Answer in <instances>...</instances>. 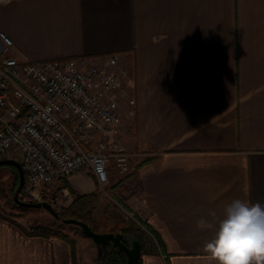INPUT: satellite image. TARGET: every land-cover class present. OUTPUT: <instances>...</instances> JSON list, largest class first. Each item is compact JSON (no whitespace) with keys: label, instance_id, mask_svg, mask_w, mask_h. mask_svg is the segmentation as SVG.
I'll return each instance as SVG.
<instances>
[{"label":"crops","instance_id":"obj_1","mask_svg":"<svg viewBox=\"0 0 264 264\" xmlns=\"http://www.w3.org/2000/svg\"><path fill=\"white\" fill-rule=\"evenodd\" d=\"M0 29L34 61L119 54L134 99L133 115L122 107L124 202L168 253L139 264H210L225 206L264 204V0H7ZM65 181L96 187L83 172ZM201 217L212 226L197 229ZM0 264H71L70 248L0 216Z\"/></svg>","mask_w":264,"mask_h":264},{"label":"built area","instance_id":"obj_2","mask_svg":"<svg viewBox=\"0 0 264 264\" xmlns=\"http://www.w3.org/2000/svg\"><path fill=\"white\" fill-rule=\"evenodd\" d=\"M118 59L111 52L34 61L0 29V158L18 154L27 199L55 202L66 186L47 187L75 172L100 186L111 172H129L120 136L123 103L132 114L134 99L123 91Z\"/></svg>","mask_w":264,"mask_h":264},{"label":"rangeland","instance_id":"obj_3","mask_svg":"<svg viewBox=\"0 0 264 264\" xmlns=\"http://www.w3.org/2000/svg\"><path fill=\"white\" fill-rule=\"evenodd\" d=\"M123 68V67H122ZM125 69V68H124ZM126 70V69H125ZM127 74V71H126ZM126 110V107H125ZM134 111V105H133ZM134 113V112H133ZM132 114L126 113L127 116ZM124 119V117H123ZM124 124V120H123ZM121 127V136L122 140V128ZM122 143V142H121ZM123 146V144H122ZM124 147V146H123ZM124 149L130 153V164L129 172L123 176L115 175L110 173L108 182L100 186L96 183L94 190L97 191L98 196L96 200V206L93 209V212L90 216V227L94 228L96 231L105 232V231H119L122 226L129 225L130 220L132 219V209L126 210L121 206V201L124 202L126 192L125 179L131 171V159L134 155L133 152L129 151L124 147ZM141 157L146 158L147 155H141ZM11 158L16 160L18 159V154H12ZM123 179V187L112 188L111 185ZM18 185V180L14 178V172L12 168L4 165H0V216L8 219L9 221L16 222L18 225L24 229H29L32 225H44L55 230L58 233L66 235L68 238L73 240L74 244V260L71 258V264H99L97 258V246L92 241L91 238L87 237L81 230V228L69 222H64L61 218L53 216L49 211L44 208L36 207H26L15 203L13 200V193L15 188ZM60 185L66 186L68 194L59 198L55 202L50 200H45L51 204V206L57 211H60L61 208L67 206L72 199V191L67 186V183L64 181H55L47 187V192L58 193V187ZM93 190V191H94ZM123 190V192H121ZM125 190V191H124ZM18 197L24 201H31L24 196L22 189L19 191ZM59 215V214H58ZM141 217V216H140ZM143 218V217H141ZM62 239L59 236H55ZM63 240V239H62ZM65 241V240H64ZM66 242V241H65ZM144 255V254H142ZM141 255V257H142ZM71 257V255H70Z\"/></svg>","mask_w":264,"mask_h":264},{"label":"clouds","instance_id":"obj_4","mask_svg":"<svg viewBox=\"0 0 264 264\" xmlns=\"http://www.w3.org/2000/svg\"><path fill=\"white\" fill-rule=\"evenodd\" d=\"M208 215L215 218L216 212L210 210ZM211 226L203 217L196 222L199 230ZM204 249L210 264H264V204L232 200Z\"/></svg>","mask_w":264,"mask_h":264},{"label":"trees","instance_id":"obj_5","mask_svg":"<svg viewBox=\"0 0 264 264\" xmlns=\"http://www.w3.org/2000/svg\"><path fill=\"white\" fill-rule=\"evenodd\" d=\"M145 158L144 160H147ZM143 160V161H144ZM4 166H8L12 168L14 172V178L18 180V170L14 165L10 164H0ZM123 179H119L118 181L114 182L111 187H123ZM98 193L96 190L89 192V193H72V199L70 203L61 208L58 211L59 218H76L87 222L90 225V216L93 212V209L96 206ZM121 206L124 207L126 210H130V208L119 201ZM14 225L19 227L25 234L31 235H43V236H59L63 240L67 242L70 248V255L71 258L74 260V244L73 240L68 238L66 235L58 233L55 230H51V228L46 227L44 225H32L29 229H24L16 222L11 221ZM94 229V228H92ZM95 230V229H94ZM96 231V230H95ZM119 231L123 234L124 237L127 238L126 244L129 245V240L131 238L137 239L140 245V255L138 258V264L141 260L142 254H152V253H159L162 254L165 259H168V253L166 252L162 239L159 234L152 228V226L146 221V219L141 218L137 213L132 212V219L130 220L129 225L122 226ZM97 258L99 264H125L126 262V255L123 251H118L117 247L110 246L107 247L105 250H100L97 253Z\"/></svg>","mask_w":264,"mask_h":264},{"label":"water","instance_id":"obj_6","mask_svg":"<svg viewBox=\"0 0 264 264\" xmlns=\"http://www.w3.org/2000/svg\"><path fill=\"white\" fill-rule=\"evenodd\" d=\"M0 164L14 165L18 170V185L13 193V200L15 201V203L26 207L44 208L47 211H49L53 216L59 217L57 211L51 206L50 203H48L45 200L24 201L18 197L19 191L21 190L24 182L22 167L18 160L11 157L0 158ZM62 220L64 222L74 223L78 225L81 228L82 232L87 237L91 238L92 241L96 244L98 251H100L101 249L105 250L107 247L110 246H114L117 247L118 251H123L125 253L126 255L125 264H138V258L140 255V245L137 239L131 238L129 240L130 244L127 245L126 244L127 238L124 237L121 232L95 231L90 227V225L87 222L76 218L68 217V218H63Z\"/></svg>","mask_w":264,"mask_h":264}]
</instances>
